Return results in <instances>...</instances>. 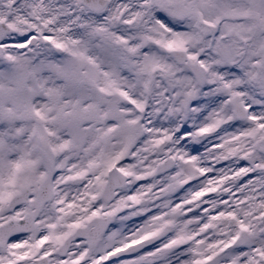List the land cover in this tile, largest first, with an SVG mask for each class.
<instances>
[{
    "label": "snow or ice",
    "instance_id": "snow-or-ice-1",
    "mask_svg": "<svg viewBox=\"0 0 264 264\" xmlns=\"http://www.w3.org/2000/svg\"><path fill=\"white\" fill-rule=\"evenodd\" d=\"M0 264H264V0H0Z\"/></svg>",
    "mask_w": 264,
    "mask_h": 264
}]
</instances>
